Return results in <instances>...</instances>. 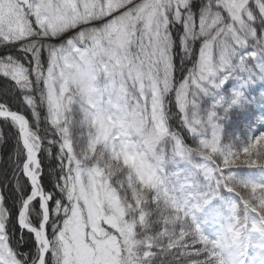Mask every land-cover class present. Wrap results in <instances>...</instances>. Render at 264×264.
I'll list each match as a JSON object with an SVG mask.
<instances>
[{
	"label": "snow or ice",
	"instance_id": "1",
	"mask_svg": "<svg viewBox=\"0 0 264 264\" xmlns=\"http://www.w3.org/2000/svg\"><path fill=\"white\" fill-rule=\"evenodd\" d=\"M258 83L264 0H0V264H264Z\"/></svg>",
	"mask_w": 264,
	"mask_h": 264
},
{
	"label": "trees",
	"instance_id": "2",
	"mask_svg": "<svg viewBox=\"0 0 264 264\" xmlns=\"http://www.w3.org/2000/svg\"><path fill=\"white\" fill-rule=\"evenodd\" d=\"M262 93H264V85L258 83L252 89V95L256 97L257 103L249 106L250 116L253 120V123L264 116V106H261V104L259 103V99Z\"/></svg>",
	"mask_w": 264,
	"mask_h": 264
}]
</instances>
